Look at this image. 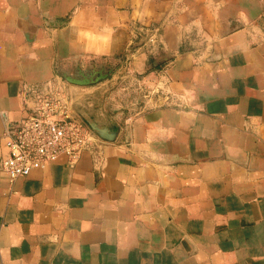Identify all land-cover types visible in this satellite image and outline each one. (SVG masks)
<instances>
[{"label": "crops", "instance_id": "1", "mask_svg": "<svg viewBox=\"0 0 264 264\" xmlns=\"http://www.w3.org/2000/svg\"><path fill=\"white\" fill-rule=\"evenodd\" d=\"M51 80L115 136L11 179ZM0 264H264V0H0Z\"/></svg>", "mask_w": 264, "mask_h": 264}, {"label": "built area", "instance_id": "2", "mask_svg": "<svg viewBox=\"0 0 264 264\" xmlns=\"http://www.w3.org/2000/svg\"><path fill=\"white\" fill-rule=\"evenodd\" d=\"M81 118L68 87L51 80L38 88L26 115L6 132L7 156L1 166L11 179L26 176L65 156L76 162L98 142Z\"/></svg>", "mask_w": 264, "mask_h": 264}, {"label": "water", "instance_id": "3", "mask_svg": "<svg viewBox=\"0 0 264 264\" xmlns=\"http://www.w3.org/2000/svg\"><path fill=\"white\" fill-rule=\"evenodd\" d=\"M98 72V75H90V76H81L83 77L82 80L80 79H73V78H70L68 77V79L70 80H74L78 83H85V82H89V81H97L99 79H103V78H106L108 76V74H104L103 72V69H98L97 70ZM84 120L87 122V124L91 127V129L96 132L97 134H99L100 136H102L103 138H106V139H113L114 136H115V132L110 130V128L104 126V125H101L97 122H95L92 118H90L89 116H86L84 118Z\"/></svg>", "mask_w": 264, "mask_h": 264}, {"label": "rangeland", "instance_id": "4", "mask_svg": "<svg viewBox=\"0 0 264 264\" xmlns=\"http://www.w3.org/2000/svg\"><path fill=\"white\" fill-rule=\"evenodd\" d=\"M104 61V67H103V72L104 74H108V73H111L112 72V69L114 67V64H113V60H103Z\"/></svg>", "mask_w": 264, "mask_h": 264}]
</instances>
